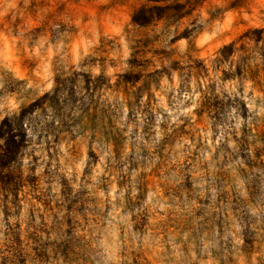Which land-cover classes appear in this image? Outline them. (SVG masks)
I'll list each match as a JSON object with an SVG mask.
<instances>
[{"label":"clouds","instance_id":"obj_1","mask_svg":"<svg viewBox=\"0 0 264 264\" xmlns=\"http://www.w3.org/2000/svg\"><path fill=\"white\" fill-rule=\"evenodd\" d=\"M0 264H264V0H0Z\"/></svg>","mask_w":264,"mask_h":264}]
</instances>
